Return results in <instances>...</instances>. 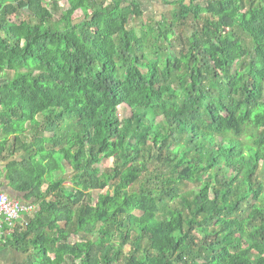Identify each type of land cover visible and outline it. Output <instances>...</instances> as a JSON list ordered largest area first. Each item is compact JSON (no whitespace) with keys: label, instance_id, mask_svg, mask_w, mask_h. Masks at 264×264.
I'll use <instances>...</instances> for the list:
<instances>
[{"label":"trees","instance_id":"trees-1","mask_svg":"<svg viewBox=\"0 0 264 264\" xmlns=\"http://www.w3.org/2000/svg\"><path fill=\"white\" fill-rule=\"evenodd\" d=\"M4 1L1 184L39 203L5 244L28 264H264V0H160L179 9L142 35L144 0Z\"/></svg>","mask_w":264,"mask_h":264},{"label":"rangeland","instance_id":"rangeland-1","mask_svg":"<svg viewBox=\"0 0 264 264\" xmlns=\"http://www.w3.org/2000/svg\"><path fill=\"white\" fill-rule=\"evenodd\" d=\"M45 2H51L52 0H44ZM5 1L0 0V5H4ZM60 6L63 8V10H66L69 6L66 0H61ZM143 9L145 13L142 15L141 18L137 20H133L130 23V27L134 32H136L139 35H142V31L144 28L147 27V25L150 24H155L158 21L162 20L163 16H167L168 18L171 17L172 12L174 9H179V6H169L166 5L165 3L161 2L160 0H144L143 1ZM22 15H24L25 18L29 19L30 16L28 15V12L25 10V12H22ZM82 17V12L79 11L76 15L75 18ZM195 21L190 17L188 20L184 22V25H180L178 28V35L182 36L183 39L186 38V34L189 33V31L194 28L195 26ZM244 39L246 41L247 46L252 49L253 47V42L251 41L250 38L244 36ZM175 46H178L177 49L173 50L174 54L177 55L178 51L180 50V46L178 45V42L175 43ZM177 53V54H176ZM112 161H106L102 165H100V168L103 171H107L112 167ZM263 179V177H261ZM66 186H70L69 183L66 184ZM191 187L188 186L187 189H190ZM98 194V193H97ZM95 195V197L97 196ZM209 195V194H208ZM145 209L143 206H140L138 208V213L143 212ZM78 244L81 248L86 249L89 245V243L84 240V239H78Z\"/></svg>","mask_w":264,"mask_h":264},{"label":"built area","instance_id":"built-area-1","mask_svg":"<svg viewBox=\"0 0 264 264\" xmlns=\"http://www.w3.org/2000/svg\"><path fill=\"white\" fill-rule=\"evenodd\" d=\"M38 210L39 203H23L0 189V245L27 225L24 216L32 217Z\"/></svg>","mask_w":264,"mask_h":264},{"label":"crops","instance_id":"crops-1","mask_svg":"<svg viewBox=\"0 0 264 264\" xmlns=\"http://www.w3.org/2000/svg\"><path fill=\"white\" fill-rule=\"evenodd\" d=\"M3 182V169H0V189L5 191L2 187ZM9 194V192L7 191ZM24 221L28 220V216L23 217ZM6 242L2 243L0 245V264H28V255L25 253H22L15 248L6 245Z\"/></svg>","mask_w":264,"mask_h":264}]
</instances>
